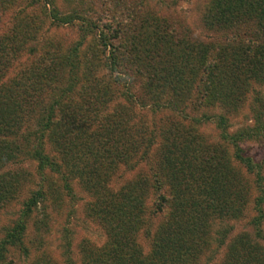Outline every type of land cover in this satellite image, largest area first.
Here are the masks:
<instances>
[{
    "label": "rangeland",
    "instance_id": "1",
    "mask_svg": "<svg viewBox=\"0 0 264 264\" xmlns=\"http://www.w3.org/2000/svg\"><path fill=\"white\" fill-rule=\"evenodd\" d=\"M207 2L51 0L43 10L40 0L10 1L7 5L9 13L0 14V43L5 44L0 59V85L17 81L27 70H36L42 58L46 60L44 63L53 60L50 51L58 47L63 58L71 56L79 77L67 85L69 93L64 94L61 90L66 86L69 69L55 67L51 70L54 76H50L49 70L48 77L45 76L49 80L40 82V103L56 108L63 100V109L74 107L77 115L80 110L78 123L86 133H95V143L89 144L88 151L81 147L83 152L77 168L82 174L81 180L73 179L72 192L68 193L56 174H39L35 170L34 163L27 158L28 147H24L23 139L4 138L17 157L0 167V184L5 185L9 180L11 185L10 195L0 203V264H125L111 255L115 248H120L121 254L127 256L132 253L129 251L132 248L136 252L134 259L146 257L151 251L150 236H145L144 232L148 224L147 213L153 207L152 190L147 189L146 193L139 190L143 194L141 200L145 212L140 214L141 223L130 244L115 242L107 235V231L120 227L113 222L112 213L131 202L130 191L134 196V184L150 178L148 170L154 167L162 145L172 141L180 145L188 138L202 154H212L214 165L225 160L231 169L232 191L239 194L232 197L235 216L223 217L221 222L216 219L210 225L212 238L219 239L216 232L223 229L226 234L223 245L210 243L209 249L214 247L216 252L206 264L222 261L228 243L242 236L264 253V241L255 236L257 230L264 235V40L255 44L263 54L254 58V64L258 63L262 72L240 77L235 85L227 86L221 100L213 97L206 106L189 105L193 91L188 82L192 81L193 66L198 65L196 51H207V56L212 48L206 45L211 41L222 42L220 37L211 40L212 31L202 25L201 16ZM157 36H164V48L155 44ZM101 38L124 47L131 44V59L135 60H131L125 69L120 67V71L110 72L109 67L103 65L110 57L108 50L101 46ZM122 58H125L123 53ZM120 63L124 65V62ZM160 77H166V82ZM3 87H0V102L7 96H12V101L16 99L18 86L13 88L12 85V92H2ZM236 87H239L238 91ZM96 88L101 91L97 98H101L102 103H97L96 98L88 103L92 98H87L86 92L93 95ZM179 102L185 104V115H182ZM96 109L100 126L89 116ZM201 115L207 119L200 124L193 122V118ZM218 117L224 120L223 128L219 126ZM113 125H118L114 131ZM180 128L188 134L185 136L182 131L179 135ZM222 130L228 139H222ZM241 131L250 136L234 144L236 134ZM168 133L170 140L165 141ZM114 135L119 143L111 149L109 139ZM135 135L141 138L140 145L151 140L145 157H142L141 149L128 150L126 143ZM174 135L177 137L173 138ZM45 148L51 150L48 144ZM236 148L240 155L250 157L260 165L259 178L254 168L248 172L234 160ZM77 150L80 148L74 151ZM12 174H16L14 179L17 181L11 184L13 177L9 175ZM169 184L165 181L163 188L169 189ZM38 189L45 192L46 201L29 214L25 228L18 235L19 242H13L8 233L23 211V202ZM259 199L263 215L259 227H254L252 220L259 215ZM100 209L108 211L109 216L99 218ZM165 219L164 213L151 218L149 231L165 224ZM12 235H16L15 231ZM198 264H204L202 259Z\"/></svg>",
    "mask_w": 264,
    "mask_h": 264
},
{
    "label": "trees",
    "instance_id": "2",
    "mask_svg": "<svg viewBox=\"0 0 264 264\" xmlns=\"http://www.w3.org/2000/svg\"><path fill=\"white\" fill-rule=\"evenodd\" d=\"M10 1L13 2V0H0L1 15L4 16L9 13L7 5H10ZM40 1L41 5L43 4V10L44 5L51 3V0ZM12 19L14 20L15 17H12ZM201 19L203 27L213 33L209 35L210 39L220 37L222 42L211 41L206 45L212 48L207 56V51L204 53H201L200 49L196 51L198 65L193 66L192 81L188 82L192 85L193 91L188 104L197 107L206 106L209 99L212 101L213 97L221 100L220 96L222 97L221 94L228 90L227 86L235 85L240 77L247 76V74L253 76L254 73L262 72L260 65L258 63L254 64V60L256 56L263 54L255 44L264 40V0H208ZM251 25H254V27ZM115 31L118 32V30ZM215 34L219 35L213 36ZM116 35L115 33L114 37ZM163 41L164 36H160L158 37V43L155 44L164 48ZM100 42L104 50H108V57L110 58L103 65L106 68L109 67L110 72L116 73L120 71V67L125 69L130 65L131 60H135L131 59L133 55L131 44L129 47H124L123 44H111L105 38H101ZM3 45L5 44L1 42L0 59H2ZM59 51L60 49L55 46L50 51L54 55L53 60L50 59L44 63L46 60L44 61V58H42L41 63L36 66V70H27L24 72L25 77L24 73H21L22 75L17 81L10 80L9 83L0 85V87L4 86L2 92L11 91L10 87L12 85L13 88L14 85L19 87L14 102L11 100L12 96H7L5 100L0 102V167L17 157L16 152L10 150L7 146L4 138L23 139L25 141L24 147H28L27 154L24 153L34 163L35 170L39 174L45 172L56 174L60 178L63 188H67V192L71 193L73 179L81 180L82 174L77 170L81 153L84 148L87 151L89 150V144L95 143V133L88 134L81 129V125L78 123L80 110H78L77 115L74 107L68 110L63 109V100L57 105L55 104L56 108L51 104L40 103L39 95L42 92L40 82L43 80L44 83V80H49L47 78L49 70L51 71L58 66L60 70L69 69V74L65 78L66 86L61 90V93L64 94L69 93L67 85L79 77L77 75V65L71 62V56L66 55L63 58ZM122 53L125 58L120 59ZM120 62H124V65ZM1 63L2 60H0ZM51 75L54 76V72L51 71ZM124 75H127V71L124 72ZM45 76L47 77L45 78ZM159 79L166 82V77H160ZM235 90L238 91L239 87H236ZM100 92L97 88L92 93L93 95L86 92L87 96H85L92 98L88 103L95 100V98L97 103H102L101 98H97ZM12 95L14 97L15 94L12 93ZM65 98H67V95L64 96V100ZM179 106H182L181 112H183L182 115H185V104L179 102ZM87 107H90V104ZM87 107H83V110L86 111ZM176 109L179 111V108ZM95 111L91 114L88 112V114L96 120L98 125L100 120L96 116L97 109ZM205 119L207 117L201 115L200 118H193V122L200 124ZM110 121L111 118L108 122ZM218 121L219 126L223 128L224 120L218 117ZM117 128L118 125H113L112 131ZM138 131L144 132V130ZM182 131L180 128L179 135ZM183 132L185 136L188 134L185 131ZM169 134L164 137L165 141L170 140ZM221 135L223 140L228 139L225 130H222ZM246 136L249 137L250 135L244 131L237 133L233 143L235 144L236 141ZM175 137L177 136L174 135L173 138ZM28 138L30 139L29 144L27 141V146L26 140ZM116 138L117 135H114L113 138L109 139V142L112 143L111 149L119 143ZM187 140L181 142L180 145L177 142L173 143V141L168 144L169 146L167 144L162 145V152H158L157 160L153 164L154 167L152 166L148 170L150 178L141 179L134 184V196H132V190L130 191L131 202L123 209L121 207L112 213L113 222L120 225V227L119 229L116 227L110 232L107 231V235L115 242L124 241L123 243L130 244L134 240L137 228L141 223L140 214L145 212L144 205L142 207V193H146L147 189L152 190L153 207L147 213L146 223L151 224L150 219L161 213L166 215V219L165 224L157 227L153 232L149 231L147 224V230L144 234L147 237L150 236L151 239L150 253L144 258L134 259L136 258V252L132 248L129 249L132 252L129 256L121 254L120 248H115L111 252L113 258L125 264H198L201 259L206 264L216 252L214 247L209 249L210 243L215 242L217 246L223 245L226 229H223L220 233L216 232V235L220 236L219 239L212 238L209 229L216 219L221 222L220 219L223 217L235 216L233 212L235 211L233 207L234 198L232 197L239 194H235L230 185L231 169L225 160L214 165L212 154L205 156L200 148H195L192 145L193 141H189V138ZM124 141H127L126 138ZM140 143L141 138L135 135L129 138L126 145H128V150L141 149L142 157H145L148 147L151 145V140H147L146 144L140 145ZM47 144L51 150L45 148ZM81 147L84 148L81 149ZM79 148L80 150L74 151ZM239 151L236 148L233 155L234 160L241 163L248 172H252L254 168L255 174L259 178L260 165L255 164L250 157L240 155ZM218 154L223 160L222 152L219 151ZM92 160L96 162V159ZM9 176L13 177L12 181L10 179L11 184L16 183L17 180L14 179L16 174ZM190 179L192 181H189ZM167 180L170 183L169 189L163 188ZM7 182L5 185L0 184V203L8 194L10 195L11 185L9 180ZM139 190L142 192L141 194ZM46 196L45 192L38 189L23 202V211L14 225V229L12 228L8 233L13 242H19L18 235L22 233L26 226L25 220L39 206H43ZM259 201L260 199L257 203L259 215L252 220L254 227H259L263 215L259 208ZM104 210H98L97 215L99 218L104 219V217L109 216L108 211ZM14 231L16 235H12ZM255 236L264 241V235L259 230L256 231ZM218 264H264V253L256 244L251 245L242 236L228 243L222 261Z\"/></svg>",
    "mask_w": 264,
    "mask_h": 264
}]
</instances>
